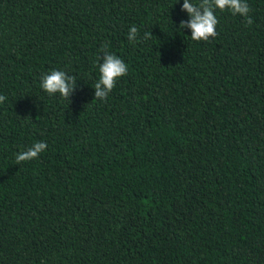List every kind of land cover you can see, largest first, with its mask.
I'll list each match as a JSON object with an SVG mask.
<instances>
[{"label":"trees","instance_id":"trees-1","mask_svg":"<svg viewBox=\"0 0 264 264\" xmlns=\"http://www.w3.org/2000/svg\"><path fill=\"white\" fill-rule=\"evenodd\" d=\"M246 2L252 24L217 9L197 42L183 0H0V264H264V0ZM105 45L128 72L94 100ZM54 69L70 99L41 88Z\"/></svg>","mask_w":264,"mask_h":264},{"label":"clouds","instance_id":"clouds-1","mask_svg":"<svg viewBox=\"0 0 264 264\" xmlns=\"http://www.w3.org/2000/svg\"><path fill=\"white\" fill-rule=\"evenodd\" d=\"M230 11L233 15H241L247 18V23H253L249 17L250 8L246 0H200L199 3H193L192 0H183L181 11L188 14V19L180 22V29H190L191 39L193 41H209L217 35L216 26L218 24L216 10ZM152 33H146L144 39H151ZM130 43L137 41L138 29L133 25L127 34ZM107 45L101 48L103 53L99 65V79L94 85V100H105L109 93L116 86L119 78L127 75L128 67L125 62L115 54L108 52ZM41 88L49 96H55L57 93L64 99H70L77 88L76 77L70 76L61 70H52L43 76ZM6 97L0 95V103ZM47 148L45 142H36L31 147L20 152L16 156L17 165L22 162L31 161L38 158L39 154Z\"/></svg>","mask_w":264,"mask_h":264}]
</instances>
